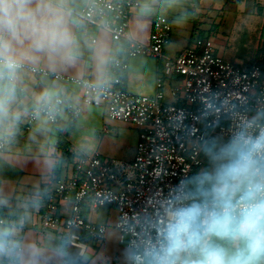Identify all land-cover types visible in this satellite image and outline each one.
I'll return each mask as SVG.
<instances>
[{"label": "built area", "instance_id": "1", "mask_svg": "<svg viewBox=\"0 0 264 264\" xmlns=\"http://www.w3.org/2000/svg\"><path fill=\"white\" fill-rule=\"evenodd\" d=\"M141 3L142 0H89L78 15L87 25L108 31L113 41L126 43L128 57L150 56L158 61L154 95L135 94L124 87L123 74L130 58L119 54L109 57L107 71L111 80L100 86L89 78L50 73L29 64L20 70L80 86L85 105L102 107L109 119L138 129L133 161L106 160L100 153L83 156L69 178H56L50 183L41 228L66 235L75 230L100 242L108 228L89 221L85 210L113 206L118 215L115 227L120 243L132 250L131 264H192L198 259L197 252L184 251L182 245L170 248V221L181 208L216 207V199L203 200L189 188L192 175L203 166L202 152L213 135L231 141L241 135L251 140L264 137V52L244 66L224 59L210 39L199 37L194 45L169 55L166 49L174 26L164 14L155 17L149 44L131 38V14ZM175 76H182L183 84L172 85ZM58 99L61 103L55 114L49 117L41 113L40 117L58 124L66 114L70 121H76L81 107L66 97ZM34 108L35 105L25 118L27 131L40 118L33 115ZM253 115L262 120H254ZM105 133L109 130L105 129ZM5 145L6 142L0 151ZM255 155L264 166V147L258 146ZM239 202L240 198L236 200ZM61 203L71 204L67 217L58 213ZM173 251L182 252L183 257L174 256Z\"/></svg>", "mask_w": 264, "mask_h": 264}, {"label": "crops", "instance_id": "2", "mask_svg": "<svg viewBox=\"0 0 264 264\" xmlns=\"http://www.w3.org/2000/svg\"><path fill=\"white\" fill-rule=\"evenodd\" d=\"M88 1L70 0L69 4L72 12L70 17L73 21L72 30L80 43L81 55L78 61L74 65L58 66L55 69L50 68L46 62L29 65L45 69L50 73L74 78H89L96 82V61L91 47L92 38L97 40V44L102 43L106 47L108 58L112 55L115 44L108 31L89 26L79 17L78 13ZM248 1L222 0L224 6L233 5L234 8H238V11L240 7L244 10ZM191 2L194 0H160L158 5L156 0H144L143 6L133 10L131 14L129 26L131 38L149 44L155 17L163 14L161 11L163 5L168 8L173 7L170 19L173 22L174 31L166 53L172 56L177 55L189 46L190 42L194 43L192 40L194 37L191 35L195 24L185 10ZM116 47L117 53L123 52L125 48L127 53L126 43L120 42ZM216 52L228 61L235 63L242 61L243 56L237 52ZM262 54L263 52L255 59H259ZM128 63L129 68L123 74L124 87L135 94L154 95L158 61L150 56H142L128 59ZM19 76V92L14 107L25 114L22 115L16 127L14 138L11 142H6L4 150L0 151V201H2L0 202V221L5 220L3 225L17 226V238L22 247L26 248L34 244L40 249L38 264H131L132 250L120 243L119 231L115 227L118 215L113 206H105L99 210L88 207L85 210L89 221L104 224L108 228L105 238L100 242L86 233L75 230L66 235L63 231H45L41 228L43 205L50 183L56 178L65 179L71 176L74 165L78 161V158L72 160V156L101 154L102 152L99 151H104L102 146L107 139L98 135L97 130L100 128L109 130V128L102 124L104 108L85 105L83 90L80 86L55 80L43 74L20 71ZM108 76L107 71L104 82H107ZM45 89L55 91L58 97L68 98L81 107L82 113L74 122L63 114L58 124H50L45 118L40 117L32 129L27 131L24 122L29 109L35 105L33 98ZM111 133L109 130V133L104 134ZM209 172L213 176V173L207 170L205 179L200 180V183L213 182L216 175L211 179ZM70 208V203H61L58 213L67 217L70 214ZM218 245L229 251L240 247L239 241L229 244L218 242ZM3 264H7V260H4ZM257 264H264V257L259 258Z\"/></svg>", "mask_w": 264, "mask_h": 264}, {"label": "clouds", "instance_id": "3", "mask_svg": "<svg viewBox=\"0 0 264 264\" xmlns=\"http://www.w3.org/2000/svg\"><path fill=\"white\" fill-rule=\"evenodd\" d=\"M70 0H0V147L11 142L22 113L16 109L20 70L26 64L46 62L55 69L74 65L80 58V43L72 30ZM96 83L107 75L106 47L95 40ZM33 115L52 117L61 103L55 91L45 89L34 98ZM257 140L237 137L222 150L226 163L215 176V208L186 207L175 211L168 240L171 249L183 246L195 251L192 264H257L264 257V166L256 158ZM240 198V202L236 200ZM2 202V201H0ZM16 225L0 223V264H38L40 249L21 246ZM239 241L229 251L212 238Z\"/></svg>", "mask_w": 264, "mask_h": 264}, {"label": "rangeland", "instance_id": "4", "mask_svg": "<svg viewBox=\"0 0 264 264\" xmlns=\"http://www.w3.org/2000/svg\"><path fill=\"white\" fill-rule=\"evenodd\" d=\"M159 2L160 0H156L158 5ZM223 3L222 0H194V2L189 3L190 6L185 10L190 14L191 20L195 24L191 35V37H194L192 40L195 41V39L199 37L210 39L216 51L229 53L237 52L243 57H241L242 61L236 63L248 66L253 63L254 60H257L258 58H255L264 50V0H249L247 2V7L244 8L247 12H243L244 10L241 7L238 11V8H234L233 5L224 6ZM143 4L144 0L142 1L141 6H143ZM172 9L173 7L168 8L163 5L161 11L170 19L173 14ZM113 42L115 44V49L112 54H119L121 57L127 58L128 48L127 53L126 48L123 52L121 51L120 53H117L118 50L116 46H118V43L120 42ZM190 45L192 46L194 43L190 42ZM108 75V80H110L111 75L109 73ZM108 80L106 81L108 82ZM183 82L184 79L182 76H175L171 79L172 85H181ZM169 86V84L166 85V91L168 94ZM103 113L102 124H105L112 133L108 135L104 134V128L97 130L98 135L106 137L107 139L102 146L104 151L99 152H102L101 155L106 160L117 159L127 162L133 161L136 153L137 127L132 124L109 119L107 111L104 109ZM253 119L259 121L262 120L258 115H253ZM211 142H215L214 147H205L202 152L203 166L198 170L200 180L205 179L207 170L213 173V176H211L209 172L211 179L216 175L220 166L227 162L226 158L222 155V150L233 141L222 138L218 135H213ZM82 156L84 155H74L72 156V160H76L77 158L79 160ZM212 181L215 186V177ZM212 198L216 199L214 192H212ZM224 243L229 244L231 242L225 239ZM172 253L174 256L180 258L183 257L182 252L173 251Z\"/></svg>", "mask_w": 264, "mask_h": 264}, {"label": "trees", "instance_id": "5", "mask_svg": "<svg viewBox=\"0 0 264 264\" xmlns=\"http://www.w3.org/2000/svg\"><path fill=\"white\" fill-rule=\"evenodd\" d=\"M263 52H264V50H263ZM263 122H264V118H263ZM214 143L215 142H213V143L211 142L206 147L213 148L215 145ZM198 170H196L194 172V174L192 175V177L189 181V188H190L192 193L199 195L201 197V199H203V200L212 199L214 182H208L207 183V182L203 181L200 183V178L198 176ZM212 242L217 245L218 242L224 243L225 240H223L222 238L213 237Z\"/></svg>", "mask_w": 264, "mask_h": 264}]
</instances>
